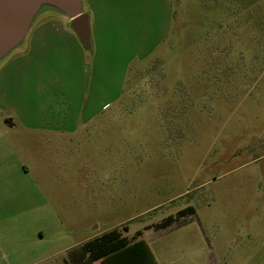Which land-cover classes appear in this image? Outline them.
<instances>
[{"label": "rangeland", "instance_id": "obj_1", "mask_svg": "<svg viewBox=\"0 0 264 264\" xmlns=\"http://www.w3.org/2000/svg\"><path fill=\"white\" fill-rule=\"evenodd\" d=\"M119 97L74 134L0 112V264H54L115 228L158 264H264V0H176Z\"/></svg>", "mask_w": 264, "mask_h": 264}, {"label": "crops", "instance_id": "obj_2", "mask_svg": "<svg viewBox=\"0 0 264 264\" xmlns=\"http://www.w3.org/2000/svg\"><path fill=\"white\" fill-rule=\"evenodd\" d=\"M175 2L83 0L85 13L90 14L92 55L71 30L70 20L52 12L42 14L24 46L0 66L1 114L11 128L18 122L25 130L50 135L74 134L102 118L111 102L120 98L130 66L152 56L172 31ZM112 82L119 87L113 94ZM59 200L54 195L55 206L46 202L55 219L62 210ZM95 237L62 249L67 256L60 261L52 260L56 255L40 261L88 264L82 247ZM139 240L150 248L144 237L131 243Z\"/></svg>", "mask_w": 264, "mask_h": 264}, {"label": "water", "instance_id": "obj_3", "mask_svg": "<svg viewBox=\"0 0 264 264\" xmlns=\"http://www.w3.org/2000/svg\"><path fill=\"white\" fill-rule=\"evenodd\" d=\"M56 13L70 20V28L81 44L92 50L89 15L83 0H0V66L21 49L36 19Z\"/></svg>", "mask_w": 264, "mask_h": 264}, {"label": "trees", "instance_id": "obj_4", "mask_svg": "<svg viewBox=\"0 0 264 264\" xmlns=\"http://www.w3.org/2000/svg\"><path fill=\"white\" fill-rule=\"evenodd\" d=\"M194 213L193 207H187L179 212V216L184 217ZM174 221L175 218L168 217L157 226V229L168 227ZM82 250L89 256L88 264L98 260H104V264H157L152 251L144 240L131 243L130 239L123 236L118 228L86 242Z\"/></svg>", "mask_w": 264, "mask_h": 264}]
</instances>
